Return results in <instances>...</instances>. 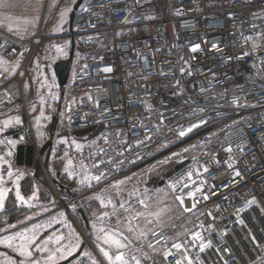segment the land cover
Listing matches in <instances>:
<instances>
[{"label":"built area","instance_id":"2783aa9c","mask_svg":"<svg viewBox=\"0 0 264 264\" xmlns=\"http://www.w3.org/2000/svg\"><path fill=\"white\" fill-rule=\"evenodd\" d=\"M66 37L81 63L56 128L93 127L89 136L102 127L75 155L93 191H118L160 158L172 159L171 169L187 160L149 179L163 180L174 217L162 224L150 216L139 243L120 251L124 264L141 251L146 264H264V0H83ZM43 40L0 27V56L18 62L11 78L0 72V120L20 119L14 140L33 148L55 203L105 264L49 182L27 115L21 74ZM178 129L177 143L150 159ZM139 205L120 207L130 224L139 223ZM68 264L92 262L82 251Z\"/></svg>","mask_w":264,"mask_h":264},{"label":"rangeland","instance_id":"374dc122","mask_svg":"<svg viewBox=\"0 0 264 264\" xmlns=\"http://www.w3.org/2000/svg\"><path fill=\"white\" fill-rule=\"evenodd\" d=\"M75 2L76 0H43L32 36L36 35L44 40L28 62L26 72L21 74L24 78L26 111L39 146L50 139L49 127L52 118L59 119L62 115L66 86L63 88L58 86L53 66L69 56L71 43L66 33L69 30V14ZM5 30L19 36L9 29ZM80 63L81 55L76 50L67 83L77 73ZM17 64L18 62L10 63L0 56V72L8 78L15 74ZM19 122L18 117L0 120V130L4 129L7 134V138H0V150L5 152L4 159L7 160L9 170L26 186L12 194L10 201L7 202L6 199V203L3 201L0 204V263L55 264L74 254L79 246L84 244V255L90 258L92 264H101L78 227L55 203L43 174L42 182H39L34 179L30 168L18 167L12 163L11 158L16 146L13 128ZM182 130L167 132L150 159H154L169 146L175 145L176 136ZM58 131L57 129L56 134ZM53 141L49 154L41 157L46 176L53 184L52 179L55 178L58 168L64 178L74 184L70 193H75V196L62 192V197L72 213L81 221L83 230L105 264H124L123 261H117L116 257H122L120 251L139 243L140 238L147 233L150 216H154L162 224L173 220L172 198L167 189L164 186L158 187V182L154 183V186L147 185L149 179L153 177L163 179L165 173L172 167V159L166 157L152 161L143 169L134 172L118 191L110 189L98 192L93 191L95 185L93 177L76 161L75 155L82 144L69 137H59ZM48 172L52 173V177ZM53 187L58 191L55 184ZM134 199L145 202V208L139 205L136 210L140 218L136 225L128 222L120 208ZM79 209L88 223L90 222V228L86 227ZM22 249L30 255H21ZM104 252L111 257V262L105 257ZM148 255L146 251H141L135 264H146Z\"/></svg>","mask_w":264,"mask_h":264},{"label":"water","instance_id":"95a60500","mask_svg":"<svg viewBox=\"0 0 264 264\" xmlns=\"http://www.w3.org/2000/svg\"><path fill=\"white\" fill-rule=\"evenodd\" d=\"M82 1L83 0H76L75 4L73 5V10L69 14L68 29L71 28L72 21L74 18V14H75L76 10L78 9V7L80 6V4L82 3ZM70 43H71V47H70V52H69L68 58L66 60H61V61L56 62L53 66V73H54V76L57 80V84L60 88L65 87L67 84V80H68L69 72H70V65L73 61L74 52L76 50L78 52H81V50L75 46V44L72 40L70 41ZM57 121H58V119L56 117L52 118V121H51V124L49 127V135L50 136H52V132L56 130ZM101 129H102V127L99 126L89 136H87V135L93 130V127L88 128V129H83V130L72 131V132H70V135L74 136L75 138L81 139L83 141H89L92 138H94L101 131ZM60 136H64V135H60ZM51 146H52V139L50 138L42 146H40V149H39L40 156H43L44 154L48 155ZM14 163L18 167L30 168L33 172L34 179H36L39 182H42L41 174H40V164H39L38 160H34L33 148L31 146H25L23 144H17L14 147ZM186 163H187V160L182 161L181 163L175 165L172 169H170L165 174V177H169L174 172L181 169ZM52 183L58 187L60 192H65L67 195L72 196V197L75 196V193H70V189L74 188V184L68 182L60 174V170L58 168H57V171L55 173V178L52 179ZM163 183H164L163 180H160L157 183V186L161 187V186H163ZM79 213H80L81 217L85 220L82 210L79 209ZM83 248H84V244H81L79 246L78 250L74 254L70 255L65 260L60 261V262L55 263V264H68L69 262H71L72 260L77 258L82 253Z\"/></svg>","mask_w":264,"mask_h":264},{"label":"crops","instance_id":"0c3cea01","mask_svg":"<svg viewBox=\"0 0 264 264\" xmlns=\"http://www.w3.org/2000/svg\"><path fill=\"white\" fill-rule=\"evenodd\" d=\"M42 2L43 0H0V27L17 33L19 37L20 35L23 38L31 37L36 26L37 15L43 6ZM15 142L17 145L18 142ZM4 155L5 152L0 150V193L3 194L0 197V204L6 199L7 202L10 201L11 195L16 194L18 189L23 190L25 186L9 170ZM86 226L90 228V222L86 221Z\"/></svg>","mask_w":264,"mask_h":264},{"label":"flooded vegetation","instance_id":"af4514ba","mask_svg":"<svg viewBox=\"0 0 264 264\" xmlns=\"http://www.w3.org/2000/svg\"><path fill=\"white\" fill-rule=\"evenodd\" d=\"M58 111H59V108H58ZM57 127V126H56ZM56 131H57V128H56V130L55 131H53L52 132V136H50L49 135V138H51L52 139V144H54V139L55 138H59V137H69V138H73L75 141H77L78 143H80V144H83V140H81V139H78V138H75L74 136H71L70 135V132L68 131V130H59L58 131V134H56ZM61 132H64V133H62L61 134ZM60 135H64V136H60ZM60 174H61V172H60ZM166 174V173H165ZM62 175V174H61ZM63 176V175H62ZM165 176V175H164ZM64 177V176H63ZM148 185H150V184H154V181H149V183H147Z\"/></svg>","mask_w":264,"mask_h":264},{"label":"snow or ice","instance_id":"6c2138e0","mask_svg":"<svg viewBox=\"0 0 264 264\" xmlns=\"http://www.w3.org/2000/svg\"><path fill=\"white\" fill-rule=\"evenodd\" d=\"M193 51H195V49H193ZM104 71H111V69L110 68H106V69H104ZM184 133L183 132H181V135H183ZM98 179V178H97ZM2 193H0V197H2ZM101 231H103V230H101ZM176 247H179V245H176ZM201 250H203V248L201 249ZM101 251H103V249H101ZM20 254L21 255H30L29 253H26L23 249L21 250V252H20ZM104 255H105V257H107L108 259H109V261L111 262V257H109L108 256V253L107 252H104ZM50 259H51V257H50ZM116 260L117 261H123V258L121 257V256H117L116 257Z\"/></svg>","mask_w":264,"mask_h":264},{"label":"trees","instance_id":"16d2710c","mask_svg":"<svg viewBox=\"0 0 264 264\" xmlns=\"http://www.w3.org/2000/svg\"><path fill=\"white\" fill-rule=\"evenodd\" d=\"M49 173V175L52 177V173L51 172H48ZM71 190V189H70ZM58 191L60 192V190L58 189ZM83 219V218H82ZM84 220V219H83ZM85 221V220H84ZM86 221H87V218H86ZM86 221H85V223H86ZM87 227V226H86Z\"/></svg>","mask_w":264,"mask_h":264}]
</instances>
